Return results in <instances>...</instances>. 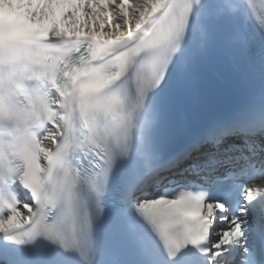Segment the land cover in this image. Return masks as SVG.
Segmentation results:
<instances>
[{
  "label": "snow or ice",
  "instance_id": "6c2138e0",
  "mask_svg": "<svg viewBox=\"0 0 264 264\" xmlns=\"http://www.w3.org/2000/svg\"><path fill=\"white\" fill-rule=\"evenodd\" d=\"M246 4L264 36V0H246ZM192 7L193 0H55L35 5L33 16L47 20L35 56L50 63L43 64L46 91L41 94L37 90L35 99L40 107L34 114L47 117L46 127L32 131L22 126L19 117L24 109L19 98L14 99L11 89L0 80V124L7 125L12 136L9 146L16 156L9 169L7 192H0V234L18 243L43 237L76 253L84 264H95L94 216L89 201L95 199L99 216L100 197L113 171L121 166L127 174L129 198L158 235L173 264L190 254V246L207 264H220L217 258L222 246L241 244L238 218L215 231L218 239L212 242L217 221L227 220L219 215L224 205L186 190L185 177L200 172L213 157L201 152L199 144L183 150L166 149L159 106L141 116L149 94L168 82L173 65L185 93L196 89L197 57L206 56L214 40L205 26L198 25L196 54L185 48L177 59L176 54L185 47ZM231 11L235 13L236 7ZM252 39L248 31H238L230 37V45L243 53ZM16 46L15 39L0 44V68L20 62L21 57L10 51ZM114 65L123 71L120 79L102 92L93 90L92 81L114 71ZM79 76L83 78L77 82ZM52 93L57 100L51 105L54 112L48 111L45 101ZM97 133L102 139H93ZM224 134V130L210 134L203 143L220 145ZM80 136L93 142L77 162ZM89 158L96 161L92 169L101 170L99 179L97 172L86 167ZM16 185L28 201L18 197L13 190ZM256 192L253 185L244 189L249 202L264 195V188L259 189V195ZM186 200L198 201L199 207L190 219H178L171 228L152 212L156 204L176 208Z\"/></svg>",
  "mask_w": 264,
  "mask_h": 264
},
{
  "label": "clouds",
  "instance_id": "9594fccd",
  "mask_svg": "<svg viewBox=\"0 0 264 264\" xmlns=\"http://www.w3.org/2000/svg\"><path fill=\"white\" fill-rule=\"evenodd\" d=\"M52 95L55 97V93H52Z\"/></svg>",
  "mask_w": 264,
  "mask_h": 264
}]
</instances>
